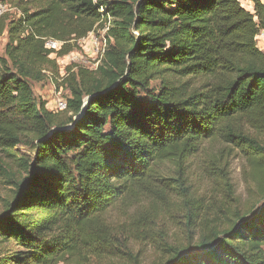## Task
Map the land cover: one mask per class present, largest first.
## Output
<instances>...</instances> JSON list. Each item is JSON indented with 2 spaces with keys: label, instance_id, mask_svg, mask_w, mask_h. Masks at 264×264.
<instances>
[{
  "label": "trees",
  "instance_id": "trees-1",
  "mask_svg": "<svg viewBox=\"0 0 264 264\" xmlns=\"http://www.w3.org/2000/svg\"><path fill=\"white\" fill-rule=\"evenodd\" d=\"M250 1L253 11L240 0H2L19 16L0 18V176L13 186L0 264H122L134 239L151 241L154 264H264V4ZM98 28L104 56L94 71L68 69L67 109L36 102L34 84L59 75L58 59ZM218 143L245 158L257 200L226 226L184 178ZM22 144L31 158L13 153ZM223 184L233 200L228 175ZM165 193L185 246L154 238L138 209L121 226L109 220L141 198L162 210Z\"/></svg>",
  "mask_w": 264,
  "mask_h": 264
},
{
  "label": "rangeland",
  "instance_id": "rangeland-1",
  "mask_svg": "<svg viewBox=\"0 0 264 264\" xmlns=\"http://www.w3.org/2000/svg\"><path fill=\"white\" fill-rule=\"evenodd\" d=\"M240 1L244 8L253 11V4L250 0ZM10 13L14 16H19V13L14 9ZM92 35L101 42V48L107 46L105 29L98 28ZM7 42L6 35L0 37V55H4ZM83 46L82 43L80 50L75 52L70 58L58 59L59 75L48 73V79L42 83L34 84L33 90L37 98L36 102H45L49 110L57 112L56 101L58 99L67 100L71 95L64 82V79L68 76V69L74 68L73 66H83L89 71H94L97 68L96 62L98 59L87 56L82 48ZM259 47L261 49L264 48L263 36L259 38ZM152 87L158 88L159 83L153 82ZM141 97L146 99L144 94ZM13 153L19 158L29 159L33 156L34 151L31 146L22 144L18 145ZM1 156L6 161L13 162V159L4 153H1ZM13 168L12 173L19 178L21 174H19V168L15 162H13ZM173 170L171 168L169 174L177 179V173H174ZM247 171V162L240 153L231 151L229 147L218 143L211 145L209 150H204V152L188 162L184 170L185 185L189 188L191 197L194 200H198L203 204L213 203L214 212L219 218L216 223L217 226L219 224L226 226L229 219L235 221L239 215H245L257 203L253 186L246 182L245 172ZM226 175L230 177L232 184L233 200L227 198L231 194L228 192L229 189L223 184L224 176ZM8 180V178L0 176V214L4 211L6 201L12 196L13 186ZM173 183L177 184L176 182ZM179 192L181 191H169L171 194ZM226 200H228L227 203ZM168 201L171 203V210L167 212L164 211V203ZM160 202L164 206L162 210L152 209L148 206L145 198L139 199L136 203H131L130 207L119 203L109 212L108 217L115 225L121 226L125 224V221H128L129 216L127 215L138 209L145 216H148L147 229L152 230L151 234L154 238L165 237L168 243L174 246L187 245L191 239L189 238L190 235L180 229L181 225L176 224L171 218L177 207L174 198L170 194L165 193L164 200ZM179 220L184 221L182 217ZM196 240L197 238H195L193 243ZM130 252L134 258L127 257L122 261V264H154L160 258L159 251L149 240L134 239Z\"/></svg>",
  "mask_w": 264,
  "mask_h": 264
},
{
  "label": "built area",
  "instance_id": "built-area-1",
  "mask_svg": "<svg viewBox=\"0 0 264 264\" xmlns=\"http://www.w3.org/2000/svg\"><path fill=\"white\" fill-rule=\"evenodd\" d=\"M262 3L264 4V0H261ZM9 11H11L10 7L8 5H5L2 0H0V18H2L5 14H7ZM107 31V29H105ZM93 33L89 34L87 38L79 41V46L81 47L83 43V50L85 51V54L89 56L90 58H97L98 61L96 62V67H98L101 59L104 56L106 47L101 48V42L97 40L93 35ZM107 43V42H106ZM63 43L55 41L53 39H47L46 40V48L52 51H58L62 47ZM75 53V52H74ZM74 53H71L64 58H70ZM84 63H86L84 61ZM67 109V102L66 100L63 99H58L56 101V111L57 112H62Z\"/></svg>",
  "mask_w": 264,
  "mask_h": 264
}]
</instances>
